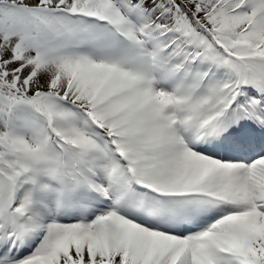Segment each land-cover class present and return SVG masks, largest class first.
<instances>
[{
	"label": "snow or ice",
	"instance_id": "obj_1",
	"mask_svg": "<svg viewBox=\"0 0 264 264\" xmlns=\"http://www.w3.org/2000/svg\"><path fill=\"white\" fill-rule=\"evenodd\" d=\"M0 264H264V0H0Z\"/></svg>",
	"mask_w": 264,
	"mask_h": 264
}]
</instances>
